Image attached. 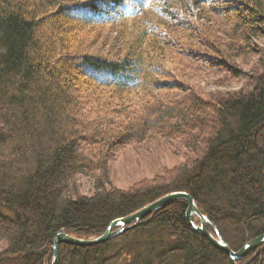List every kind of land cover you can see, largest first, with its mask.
<instances>
[{
    "label": "trees",
    "instance_id": "trees-1",
    "mask_svg": "<svg viewBox=\"0 0 264 264\" xmlns=\"http://www.w3.org/2000/svg\"><path fill=\"white\" fill-rule=\"evenodd\" d=\"M193 1L205 22L172 0H0V264H51L58 231L99 236L172 192L233 251L264 233V0ZM208 76L244 86L189 84ZM158 139L184 161L110 183L115 153ZM186 208L176 199L102 243H61L58 264H264V244L232 262Z\"/></svg>",
    "mask_w": 264,
    "mask_h": 264
},
{
    "label": "rangeland",
    "instance_id": "rangeland-1",
    "mask_svg": "<svg viewBox=\"0 0 264 264\" xmlns=\"http://www.w3.org/2000/svg\"><path fill=\"white\" fill-rule=\"evenodd\" d=\"M172 3L173 12L177 14L178 17L197 21L199 23L205 22V20L199 18L202 13L199 11L198 7L194 5L193 0H172ZM259 43L264 44V38ZM252 64L251 61L244 69L248 70ZM216 79L217 78L214 76L193 78L189 81V84L194 87H199L206 93L218 90L233 91L244 86L242 80L233 82L230 85L218 86ZM178 149L180 150L181 147L175 142L168 143L162 139L126 145L115 153L107 162L109 181L115 187L127 189L134 184L143 182L144 179L162 174L164 169L172 168L184 161L183 149L178 154L173 153ZM78 180L80 193L85 195L92 194L95 188L92 178L80 176ZM147 216L142 220L147 218ZM2 248L3 242L0 241V250H2Z\"/></svg>",
    "mask_w": 264,
    "mask_h": 264
},
{
    "label": "water",
    "instance_id": "water-1",
    "mask_svg": "<svg viewBox=\"0 0 264 264\" xmlns=\"http://www.w3.org/2000/svg\"><path fill=\"white\" fill-rule=\"evenodd\" d=\"M176 199H184L186 201L187 208L185 211V217L192 229L205 236L211 244L225 252L232 262H236V260L245 256L248 251L264 244L263 233L246 242L238 251L231 250L230 247L223 241L218 232H216V234H212L206 229V225L209 221L207 217L198 210L195 201L191 195L185 192H172L144 206L143 208L126 217L113 220L108 225L104 233L99 236L92 238H82L68 234L64 230L58 231L53 241V255L51 264H58L59 245L61 243L78 246H87L102 243L116 235L121 234L128 228L138 225L144 217L163 208L167 203ZM196 217L199 218L198 224L195 222Z\"/></svg>",
    "mask_w": 264,
    "mask_h": 264
}]
</instances>
